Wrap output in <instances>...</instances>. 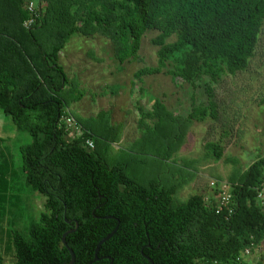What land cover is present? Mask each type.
<instances>
[{
    "label": "trees",
    "instance_id": "16d2710c",
    "mask_svg": "<svg viewBox=\"0 0 264 264\" xmlns=\"http://www.w3.org/2000/svg\"><path fill=\"white\" fill-rule=\"evenodd\" d=\"M37 2L38 17L26 28L28 1L0 0V110L31 138L20 149L21 170L26 186L44 199V211L29 224L28 237L6 228L18 198L10 193L14 175L3 159L0 138V264L8 257L14 264H64L70 261L68 249L74 264H88L98 242L112 232L97 252L103 264L111 259L114 264H150L148 259L153 264H249L245 253L264 242V215L257 201L264 188V155L245 169L233 166L226 182L231 213L217 207L218 186L176 205V185L159 179L141 184L132 174L131 159L109 163L107 137L85 127L77 133L76 124L67 128V105L59 92L68 78L58 54L76 34L100 35L111 41L118 63L137 61L141 38L156 31L151 44L157 48V65L137 70L134 80L164 74L176 85H203L212 97L213 85L245 71L254 56L264 0ZM207 107H192L184 122H203ZM139 115L138 124L153 131L171 128L160 100ZM166 149L168 156L173 150ZM213 151L219 160L222 150L213 146ZM70 230L75 233L65 237L66 246L61 238Z\"/></svg>",
    "mask_w": 264,
    "mask_h": 264
},
{
    "label": "rangeland",
    "instance_id": "374dc122",
    "mask_svg": "<svg viewBox=\"0 0 264 264\" xmlns=\"http://www.w3.org/2000/svg\"><path fill=\"white\" fill-rule=\"evenodd\" d=\"M157 34L156 31L146 32L140 41L138 60L132 61L129 67L122 70V77L112 82L103 81L100 91L86 85L80 79L79 72L67 69L68 84L59 92V96L65 100L67 108L81 125L94 134L116 141L122 136L123 124L112 120L110 105L95 104L91 112L85 115L77 108L81 101L107 97L114 104L112 99L126 91L131 95L129 102L138 119L140 109L150 111L153 102L160 100L170 115L167 122L171 128L163 121V125L168 126L163 130L167 136H163L159 129L153 131L145 123L139 122V135L132 143L127 138L125 142H107L106 158L111 164L118 159L120 162H129L131 159L132 174L141 184L159 179L167 186L176 185L178 189L173 200L174 204L181 205L192 195L210 191V182H228L233 166L245 169L257 156L264 155V23L254 56L246 70L233 76H224L213 85L212 97H208L203 85L201 88H190L181 82L176 85L164 74L134 80L133 74L137 70L157 65V48L151 44ZM81 37L76 34L72 38L79 40ZM94 38L105 37L98 35ZM123 100L127 101V98ZM195 106H208V117L203 122L185 123L183 118ZM121 108L124 107L121 105ZM122 111L125 115L132 113L129 110ZM184 123L185 127L178 128L179 124ZM160 128L164 126L160 125ZM0 138L3 159L8 161L14 175L10 193L18 198L6 219V228L28 237L29 224L44 211V199L26 186L21 170L20 149L29 145L31 138L26 132L18 131L10 117L1 110ZM208 144L211 146L206 147ZM213 146L222 150L219 160L213 155ZM167 147L173 150L168 151V156ZM225 158H229L231 163ZM243 259L249 264H264V242L260 247L245 253ZM4 262L14 264L15 260L8 257Z\"/></svg>",
    "mask_w": 264,
    "mask_h": 264
},
{
    "label": "crops",
    "instance_id": "0c3cea01",
    "mask_svg": "<svg viewBox=\"0 0 264 264\" xmlns=\"http://www.w3.org/2000/svg\"><path fill=\"white\" fill-rule=\"evenodd\" d=\"M27 1L30 2L33 0ZM94 37H81L79 40L73 38L69 39V42L65 44L64 48L58 54V62L62 66L66 76L67 69L75 70L76 72H79L80 79L83 80L86 85H89L100 91L99 87L102 86L103 81L112 82L115 80V78L122 77V70L129 67L130 63L132 62H126L124 64L118 63L113 57V46L111 41L107 38L100 39ZM89 54H92V56H89ZM123 98H127V101L123 100L122 102ZM130 100L131 95L126 93V91H123L122 93L118 94L116 98L112 99L114 104H112L110 100L107 99V97H97V99L93 101L91 99L81 101L79 103V107L77 108H79L81 113L87 115L89 112H91L92 108L94 107L93 105L109 104L110 108L112 109V120L121 122L123 124L122 136L119 140H117L118 142L116 140L109 141H111V143H119L121 141L125 142L127 138L128 142L132 143V141L135 140V137H138L139 135V118L137 119V113L132 104L129 102ZM121 102L122 104H120ZM121 105L124 108H121ZM122 110H129L132 113L125 115ZM65 111H67L68 115L74 119L78 128L81 127L82 129V127H84L79 123L80 121H78V119L69 111L67 107ZM142 143L144 144L143 141ZM203 168L204 167H202V169ZM205 188L208 189L207 187ZM208 192L209 190H207V193ZM207 193L204 191L202 192L204 195H207Z\"/></svg>",
    "mask_w": 264,
    "mask_h": 264
},
{
    "label": "built area",
    "instance_id": "2783aa9c",
    "mask_svg": "<svg viewBox=\"0 0 264 264\" xmlns=\"http://www.w3.org/2000/svg\"><path fill=\"white\" fill-rule=\"evenodd\" d=\"M40 8L41 5H39L37 0L36 2L30 1L26 4V9L30 13L31 17L24 22V27L29 28L34 24L35 19L38 17L37 11ZM63 120L65 121V124L68 129H73V127H75V121L70 115L65 116ZM75 130L77 131V133H80V128L75 127ZM85 145L87 146L88 149L94 148V143L91 140H87L85 142ZM217 186L219 187V191L216 193V201H217L218 209L220 208L229 209V212L231 213V209L229 208V205L232 201V197L229 191L230 190L229 185L225 181L219 182L218 180L209 183V187L212 189H214ZM257 201L264 215V188L258 192Z\"/></svg>",
    "mask_w": 264,
    "mask_h": 264
},
{
    "label": "water",
    "instance_id": "95a60500",
    "mask_svg": "<svg viewBox=\"0 0 264 264\" xmlns=\"http://www.w3.org/2000/svg\"><path fill=\"white\" fill-rule=\"evenodd\" d=\"M73 231H74V230H71V231H68V232H66L65 234H63V236H62V238H61V241H62V243H63L64 245H66L65 237H66L68 234L72 233ZM113 233H114V232H112V233L109 234L107 237H105L104 239H102L101 241L98 242V244L96 245L95 250H94V259H93L91 262H89L88 264H92L93 262H95V261L98 260V259H97V252H98L99 247L101 246L102 243H104V242L107 241L109 238H111L112 235H113ZM66 246H67V245H66ZM68 251H69V254H70V261H69L68 263H64V264H74V262H75L74 254H73V252H72L71 249H68ZM148 261H149L150 264H153V262H152L150 259H148Z\"/></svg>",
    "mask_w": 264,
    "mask_h": 264
},
{
    "label": "flooded vegetation",
    "instance_id": "af4514ba",
    "mask_svg": "<svg viewBox=\"0 0 264 264\" xmlns=\"http://www.w3.org/2000/svg\"><path fill=\"white\" fill-rule=\"evenodd\" d=\"M78 227V226H77ZM71 231V230H70ZM75 233V230L70 233L71 235H73ZM114 259H111L110 263L109 264H114ZM105 262V259L104 258H99L97 261H96V264H103ZM93 264V263H92Z\"/></svg>",
    "mask_w": 264,
    "mask_h": 264
}]
</instances>
